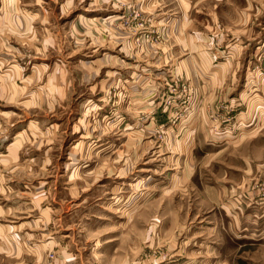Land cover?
<instances>
[{
    "label": "rangeland",
    "instance_id": "1",
    "mask_svg": "<svg viewBox=\"0 0 264 264\" xmlns=\"http://www.w3.org/2000/svg\"><path fill=\"white\" fill-rule=\"evenodd\" d=\"M248 3L0 0V264H264Z\"/></svg>",
    "mask_w": 264,
    "mask_h": 264
},
{
    "label": "crops",
    "instance_id": "2",
    "mask_svg": "<svg viewBox=\"0 0 264 264\" xmlns=\"http://www.w3.org/2000/svg\"><path fill=\"white\" fill-rule=\"evenodd\" d=\"M182 1L185 2V3H192V4H194L196 2V4L198 5L199 2H202L203 0H182ZM224 2L227 3V4H230V5H233V6L237 7L238 10H239L238 11L235 7H233L229 11V15H230V19L233 20V23H234L233 26L232 25L230 26V28L236 27L235 30L238 31V33H236V31L231 30L233 33L236 34V35L233 34V36L231 38H236L237 41H239V40L241 41V40H243V36H245L244 34H246L245 30L249 29V27H253L255 25V23H256V19H257V11H256V8H255V6L253 4L248 3V0H245L243 3H238L237 0H224ZM249 12H250V15H251L250 17H248V13ZM236 13H239L238 19H237V16H235ZM107 16H108V14H107ZM84 17H85V19H87L86 16H84ZM164 17H167V16H164ZM85 19H82V20L85 21ZM160 20H162L163 22L165 21L164 19H162V17L160 18ZM166 21H167V18H166ZM229 56L231 58L233 56L232 49H229ZM16 62H19L18 58H15L13 61H11L8 64V65H10V68H8V69H11V67L15 66L16 65ZM20 62H21V60H20ZM12 79H13V77H12ZM256 87H257V85H256ZM43 101H44V103L45 102L47 103V107L49 108V103H50L49 97H46ZM53 105H54V103H53ZM135 125H137V122L130 123L128 128H133ZM20 132L19 131L18 132H15L13 135H11V138L10 139L12 140V139L19 138L20 137V134H19ZM117 132H120V130L117 131ZM206 140L208 142L207 143L208 145L212 144L210 139H206ZM10 143H13V140ZM101 151H103V149H101ZM112 153H114V149L112 150ZM18 154L19 153H17V155ZM27 167H28L27 168L28 171L29 170L32 171V168L29 165ZM3 172H4V174L7 175V173H9L10 171L6 169ZM4 180L7 182L6 184L9 185L8 178H6ZM4 180L1 179V182H4ZM22 185H25V184H23L22 181L18 180L17 178H15L14 181L11 182V186L20 187ZM128 197L129 196H127V198Z\"/></svg>",
    "mask_w": 264,
    "mask_h": 264
},
{
    "label": "bare ground",
    "instance_id": "3",
    "mask_svg": "<svg viewBox=\"0 0 264 264\" xmlns=\"http://www.w3.org/2000/svg\"><path fill=\"white\" fill-rule=\"evenodd\" d=\"M80 19H85L84 15H82V16L80 17Z\"/></svg>",
    "mask_w": 264,
    "mask_h": 264
}]
</instances>
